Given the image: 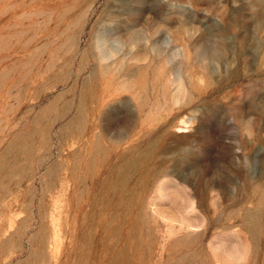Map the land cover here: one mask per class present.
Segmentation results:
<instances>
[{
  "label": "rangeland",
  "instance_id": "obj_1",
  "mask_svg": "<svg viewBox=\"0 0 264 264\" xmlns=\"http://www.w3.org/2000/svg\"><path fill=\"white\" fill-rule=\"evenodd\" d=\"M0 264H264V0H0Z\"/></svg>",
  "mask_w": 264,
  "mask_h": 264
},
{
  "label": "bare ground",
  "instance_id": "obj_2",
  "mask_svg": "<svg viewBox=\"0 0 264 264\" xmlns=\"http://www.w3.org/2000/svg\"><path fill=\"white\" fill-rule=\"evenodd\" d=\"M99 223H100L101 225L103 224V217H102V219L100 218ZM128 233H129V223H128V219H127V227H126V229H125V231H124V242H125V241H128ZM97 244H98V246L102 247L103 240L101 239V237L98 238ZM95 255H96V254H95ZM98 260H99V257L96 256V257H95V262H97Z\"/></svg>",
  "mask_w": 264,
  "mask_h": 264
}]
</instances>
